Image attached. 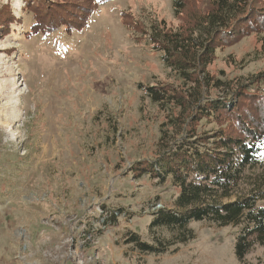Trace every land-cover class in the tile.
Returning a JSON list of instances; mask_svg holds the SVG:
<instances>
[{"label":"rangeland","instance_id":"374dc122","mask_svg":"<svg viewBox=\"0 0 264 264\" xmlns=\"http://www.w3.org/2000/svg\"><path fill=\"white\" fill-rule=\"evenodd\" d=\"M26 1L0 0V264H264L259 246L237 260L232 226L192 222L195 238L161 256L123 241L145 236L148 214L176 193L131 172L156 154L166 117L139 85L174 82L152 25L180 28L211 0H191L180 17L174 0H39L61 13L50 10L47 32ZM210 71L264 73L260 36L219 53ZM107 213L108 226H91Z\"/></svg>","mask_w":264,"mask_h":264},{"label":"trees","instance_id":"16d2710c","mask_svg":"<svg viewBox=\"0 0 264 264\" xmlns=\"http://www.w3.org/2000/svg\"><path fill=\"white\" fill-rule=\"evenodd\" d=\"M190 1L174 0L177 17ZM260 1L211 0L180 28L164 21L152 25L149 43L175 83L139 85L166 117L156 154L131 172L159 185L170 181L176 193L171 206L151 209L145 236L124 232V245L140 255L176 253L177 246L195 238L192 222L238 229L235 256L240 263L255 247L264 248V73L244 80L210 71L219 53L250 35L260 36L264 49ZM26 2H36L31 8L44 12L36 20L40 29L56 28L50 12L59 11L39 0ZM60 18L61 25L73 20ZM112 217L107 213L93 220L106 227Z\"/></svg>","mask_w":264,"mask_h":264},{"label":"built area","instance_id":"2783aa9c","mask_svg":"<svg viewBox=\"0 0 264 264\" xmlns=\"http://www.w3.org/2000/svg\"><path fill=\"white\" fill-rule=\"evenodd\" d=\"M93 222H94V223H92V226H93V227H94V226H97V225H101V223H99V222H95V221H93ZM101 226H102V225H101ZM84 243H85V242H84ZM82 247H83V246H82ZM84 252H85V251H82V253H84ZM82 255H83V254H82ZM82 255H81V256H82ZM79 261H80L81 264H85V263L87 262V260H84L83 258H80ZM80 263H79V264H80Z\"/></svg>","mask_w":264,"mask_h":264}]
</instances>
